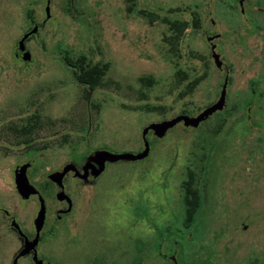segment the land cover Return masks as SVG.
Here are the masks:
<instances>
[{
	"label": "rangeland",
	"instance_id": "obj_1",
	"mask_svg": "<svg viewBox=\"0 0 264 264\" xmlns=\"http://www.w3.org/2000/svg\"><path fill=\"white\" fill-rule=\"evenodd\" d=\"M249 1L264 8V0ZM228 8L226 25L221 10ZM245 16L260 29L244 24ZM245 16L237 0H0V264H10L21 247L11 218L33 232L36 196L21 198L13 183V169L25 162L46 206L36 250L48 264H91L99 256L115 264L130 254L133 260L120 264H264V137L243 115L247 102L258 107V96L244 88L248 76L258 69L264 79L256 56L264 13L248 9ZM33 26L22 60L17 41ZM215 31L231 52L228 97H237L238 87L237 109L196 127L179 122L162 137L147 131L144 158L105 163L95 177L66 173L63 191L72 207L56 220L65 204L55 199L49 172L66 163L79 167L96 149L137 153L148 123L194 116L208 105L194 66L198 52L208 54L204 36ZM251 55L245 75H237L239 60ZM78 66L100 70L89 91L74 78ZM233 117L246 123V135H222ZM29 124L25 134L9 129ZM189 177L197 204L184 194ZM16 264L34 263L23 256Z\"/></svg>",
	"mask_w": 264,
	"mask_h": 264
},
{
	"label": "flooded vegetation",
	"instance_id": "obj_2",
	"mask_svg": "<svg viewBox=\"0 0 264 264\" xmlns=\"http://www.w3.org/2000/svg\"><path fill=\"white\" fill-rule=\"evenodd\" d=\"M249 3H250L249 0H237L238 12L241 15L243 14L245 16L248 9H253L257 12L264 13V8H261L258 6H253V8H250ZM221 11L223 13H228L227 16H224V18L222 19V22L226 25L231 24V22H230L231 18L229 17V14L231 15V13H229V12H231L230 8L222 9ZM242 22L244 24L254 25L255 26L254 29H260L259 26L261 23H259L255 19H251L248 16H245L242 19ZM210 25H214V20L210 19ZM247 32H252V30H248ZM240 37L242 38V36H240ZM221 39H222V34L219 32H216V31L211 32V33L207 34L206 36H204V41L208 45V54L205 55V54L197 51L198 53L195 57V66H194L195 86L197 87V91L200 94V92L202 91V88H203V84H206V86H205L206 91H204L203 95H205L206 98L208 99V105L207 106L213 104L214 102H216L219 99L220 96H222L221 108L213 111L211 114L206 116L203 120H201L197 125H200L204 120H206L210 116H212V115L216 116L217 114L223 112L224 110H229V111L236 110L237 109L236 107L239 106V103H240L239 100L241 99V97H238V96L241 94V91H239L238 87L234 88V91H233L237 95V97L232 98L230 100L228 97V89H229V87L233 81V72H232L233 63H232L230 58H227V54H231L229 46L222 43L220 41ZM260 50H261V53L256 54V56L259 58L258 64L262 68L264 66V46L261 47ZM239 52H241V51H239ZM244 55L247 56L246 54H244ZM229 56L230 55H228V57ZM252 56L253 55H251L250 60L248 59L249 61L248 60L242 61V59L239 60V62L241 63V66L237 70V75H240V76L245 75V73L247 71L246 69L248 67L247 65L252 62L251 61ZM235 57H237V56L235 55ZM224 58H227V61ZM239 58H240V56H239ZM243 68H244V70H243ZM248 78L250 81L248 83V86L246 84L244 88L248 89L249 96L250 95L253 96L254 94H256L258 96V103H257L258 107L251 102H247L246 106L244 108V111H243V115H244V118L246 121H248L250 119V120L257 122L258 126H257V130H255V131L260 133L259 138H261L263 140L264 131H261L260 129H264V107H261V100H264V79L261 77V73L258 71V69H257L256 73H252L250 76H248ZM85 87L87 88L88 91L90 90V88L88 86L85 85ZM245 97H246V95H243V98H245ZM246 98L249 100L248 96ZM260 98H261V100H260ZM207 106H205V107H207ZM205 107H203L200 111H202ZM239 115L242 116V113H239ZM224 119L225 118H223V121H224ZM29 127H31V126L29 125ZM227 128L228 129H226V130H222V135L225 137H228L231 135H235L237 137H242V136L246 135V133L249 131L246 123L241 122L240 120L236 119V117H233L229 121ZM216 130H217V128H216ZM148 131H150V130H148ZM142 144H143V140H142ZM85 161L79 167L74 166L79 173H82V166L84 165ZM105 163H108V162H104V165H105ZM102 170L100 172H102ZM90 171H91V168L88 167L86 170V173H87L86 178L82 179V180H86L88 176L95 177L100 173L99 172L97 175L93 176V175H91ZM69 172L72 174L73 177L78 178L77 176H74L71 171H69ZM30 196H33V195H30ZM34 196H36V195H34ZM54 197H55V195H54ZM36 199H37V196H36ZM58 201L59 202L63 201L65 204V208H60V209L55 210L54 218L56 220H59L61 215L69 213L71 210V207H72L71 199H70L71 206H70V209L68 211H64L67 207L66 200L63 199V200H58ZM44 206H45V204H44ZM4 213H5V215H7L6 212H4ZM45 221H46V206H45V214H44V220H43L42 228L45 224ZM32 226H33V219H32ZM76 227L77 226H75V228ZM12 228L14 229L16 235L19 237V239L21 241V247H22L24 238L22 237V235L17 233V230L14 227H12ZM20 231L22 232V234L27 239H31L34 235V229H33L32 233H31V231L23 232L21 229H20ZM43 234H44V232L40 230L36 246L38 245V243L42 239ZM70 245H72V244H70ZM36 246H35V251H36L37 258L42 260L41 264H48L47 261L43 257H41L39 253H37ZM23 256L29 257L30 260L32 261V251L31 250L28 253L24 254ZM23 256H21V257H23ZM127 258L117 259L116 260L117 263H115V264H120L121 262L124 263L126 261H127V263H130L133 260L132 254H130V256ZM87 262H88V260H87ZM87 262H85V263L88 264ZM32 263H34V262L32 261ZM91 264H108V263L105 262V259L103 256H99V257H97L96 262L94 259H92ZM249 264H263V260L261 259L260 261H258L257 259H252L249 262Z\"/></svg>",
	"mask_w": 264,
	"mask_h": 264
},
{
	"label": "water",
	"instance_id": "obj_3",
	"mask_svg": "<svg viewBox=\"0 0 264 264\" xmlns=\"http://www.w3.org/2000/svg\"><path fill=\"white\" fill-rule=\"evenodd\" d=\"M44 11H45V17H48L47 6L44 7ZM35 31H36V26H33L30 30L23 33L22 36L17 41V50L22 60H26L29 58V52L24 47V40L27 38L28 35L34 33ZM221 106H222V96H220L216 102L205 107L202 111H200L198 114L194 116L178 114L169 119L148 123L146 126L143 127L141 131L143 148L141 151L137 153H129V152L113 153L105 149H96L92 152L91 155L87 157L84 165L82 166V173H79L71 163H66L61 167L60 170L49 172L47 174V179L53 182L58 187V191L55 193L56 200L65 199L67 203V207L64 211H68L70 209L71 201L70 198L64 193L63 185H62V178L67 172L71 171L74 176H77L80 179H85L87 175L86 170L88 167L91 168L90 171L91 175L95 176L103 169L104 162H114L117 160L133 161V160L142 159L148 153V143L145 140V134L148 130H150L155 137H162L168 129H170L179 122H181L184 127H195L201 120H203L213 111L221 108ZM28 165L29 164L25 162L15 166V168L13 169V183L17 194L21 198L26 199L30 195L37 196L38 209L33 218L34 235L31 239H27L20 231V228L18 224L14 221V219L10 220V225L14 227L17 230V233L22 235V237L24 238L22 247L14 255L10 264H16L17 259L23 256L24 254L28 253L30 250L32 251V261L35 264L42 263V260L37 258L35 246L38 241L39 232L43 225L45 206H44L43 198L38 193L37 189L28 181L26 175V169Z\"/></svg>",
	"mask_w": 264,
	"mask_h": 264
},
{
	"label": "trees",
	"instance_id": "obj_4",
	"mask_svg": "<svg viewBox=\"0 0 264 264\" xmlns=\"http://www.w3.org/2000/svg\"><path fill=\"white\" fill-rule=\"evenodd\" d=\"M65 63L70 65V66H75V63L72 62L70 59H68L67 57L63 58ZM78 68L77 70L75 69V71H73V75L75 80L81 84V85H86L91 87L93 82L95 81L96 77H98L100 70L96 69V68H87V69H83L81 67H75ZM33 123H36V119H31ZM28 120L27 122L31 121ZM30 125V124H29ZM29 125H21L19 127H10L9 129L14 132V133H19V134H25L28 133L31 130V127H29ZM190 181H191V177L188 178L187 182H186V191L184 192L185 195L189 196L190 194L194 195V204L198 203V200L196 199L197 197V191L195 189H190ZM188 193V194H187ZM196 196V197H195ZM188 205L185 203V208H187ZM196 211V206H192L190 209V216L186 217V223H190L191 222V218L194 214V212Z\"/></svg>",
	"mask_w": 264,
	"mask_h": 264
}]
</instances>
